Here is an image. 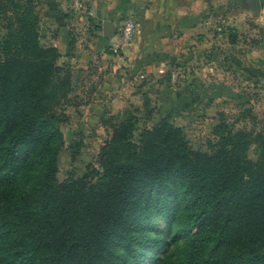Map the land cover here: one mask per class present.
Returning <instances> with one entry per match:
<instances>
[{"label":"trees","instance_id":"trees-1","mask_svg":"<svg viewBox=\"0 0 264 264\" xmlns=\"http://www.w3.org/2000/svg\"><path fill=\"white\" fill-rule=\"evenodd\" d=\"M40 2L0 0V264H264V121L196 149L169 117L140 127L155 109L144 93L100 117L98 165L59 180L74 85L41 39ZM160 209L167 227L152 234Z\"/></svg>","mask_w":264,"mask_h":264},{"label":"rangeland","instance_id":"rangeland-1","mask_svg":"<svg viewBox=\"0 0 264 264\" xmlns=\"http://www.w3.org/2000/svg\"><path fill=\"white\" fill-rule=\"evenodd\" d=\"M206 4L212 5V8L205 16L202 32L190 43L180 45L176 53L179 60L164 58L167 62L165 68L162 66L158 76H153L149 81V107L155 109L152 117L142 111L139 124L143 128L159 122L163 118L160 113L167 109L164 102L168 101L170 105V101L174 100L172 96H178L176 93L183 91L175 100L183 101L188 110L169 118L177 125L184 123L191 145L202 150H209V144L216 142V133L224 125L229 128H250L254 124L253 117L260 121L257 127L264 121V76L252 77L248 74L251 68L264 69V0H260L258 7H255L254 0H207ZM225 27H231L237 32L236 44L229 42V29H226L225 34L220 33ZM88 28V34H84L79 41L78 49L83 53L100 46L99 41L92 38L96 35V24ZM112 39L114 43V37ZM102 50L114 52L111 44H103ZM89 61L87 64L90 67L87 70H82L76 62L72 64L75 69L70 65L71 72L76 73H70L74 88L70 101L65 104L69 121L61 124L64 146L58 156L60 181L70 176L84 175L89 164L98 165L100 147L110 132L100 121L105 110L117 113L129 105L143 107L144 104L143 101H95L107 73L114 66L120 67L124 73L122 76L125 78L123 81L126 89L132 75L135 76L133 82L136 86L144 78L136 79L131 70L127 71L130 68L127 61L117 62L113 58L102 57ZM62 64L58 63V71L61 73L66 70ZM173 78H177V81H173ZM159 80L163 81L162 88H158ZM114 90L109 94H118ZM124 91L122 95H126ZM109 94H106V100ZM247 154L251 160L258 159L255 144L249 147ZM158 211L152 234L156 228L167 227L162 209ZM145 264H156L155 258L150 256Z\"/></svg>","mask_w":264,"mask_h":264},{"label":"crops","instance_id":"crops-1","mask_svg":"<svg viewBox=\"0 0 264 264\" xmlns=\"http://www.w3.org/2000/svg\"><path fill=\"white\" fill-rule=\"evenodd\" d=\"M206 1L89 0L88 13L80 16L73 12L71 0H41L39 5L41 39L46 44L52 43L58 47L61 53L58 63H64L61 66L66 70L70 69L75 62L82 70H87L90 67L87 64L90 62L89 60L95 61L98 57L127 61L130 65L127 71L131 70L136 75V79L138 77L144 78V80L136 86V83L133 82L135 76L132 75L131 81H129L130 77L127 79L130 84L127 85V90L124 86L126 83L123 81L125 78L122 76L124 73L120 67L114 66L107 73L102 89L100 93L96 94L94 100L144 101L143 94H150L148 91V89L151 90V85H148L149 81L153 76H158L162 71V66L165 68L167 63L165 59L179 60L176 53L180 45L190 43L196 35L202 32V25L206 22L205 16L212 8V5L208 6ZM213 4L216 6L215 3ZM129 16L134 17L138 24L137 35L133 43L122 50L103 51V44L113 43V39L107 38L103 33L104 21H114L118 27ZM92 24L98 26L95 31L96 35L92 38L99 41L100 46H97L95 50L83 53L78 49L79 41L84 34H88L90 30L88 27ZM162 82L159 80L158 88L164 86ZM132 88L134 91H131ZM112 89H115V93L118 94H109ZM123 91L126 95H122ZM106 94H109L107 100ZM179 94H183V91L177 92L178 96H172L174 100L170 101V105H168V101L164 100L167 109L160 113V117H170L188 110L183 101L175 100ZM178 125L184 126V123H178Z\"/></svg>","mask_w":264,"mask_h":264},{"label":"built area","instance_id":"built-area-1","mask_svg":"<svg viewBox=\"0 0 264 264\" xmlns=\"http://www.w3.org/2000/svg\"><path fill=\"white\" fill-rule=\"evenodd\" d=\"M89 0H71V7L75 13L84 16L88 13ZM138 24L134 17H126L117 27V33L114 36L115 42L111 44L114 50H122L124 47L131 45L136 38ZM177 81V78H173Z\"/></svg>","mask_w":264,"mask_h":264},{"label":"water","instance_id":"water-1","mask_svg":"<svg viewBox=\"0 0 264 264\" xmlns=\"http://www.w3.org/2000/svg\"><path fill=\"white\" fill-rule=\"evenodd\" d=\"M255 7L260 5V0H254ZM103 33L107 38H113L117 33V25L114 21L105 20L103 23Z\"/></svg>","mask_w":264,"mask_h":264}]
</instances>
